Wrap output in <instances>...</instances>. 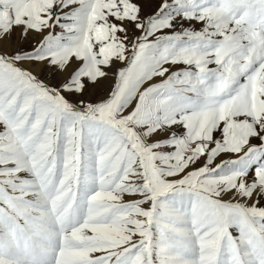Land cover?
I'll return each mask as SVG.
<instances>
[{
    "label": "snow or ice",
    "instance_id": "obj_1",
    "mask_svg": "<svg viewBox=\"0 0 264 264\" xmlns=\"http://www.w3.org/2000/svg\"><path fill=\"white\" fill-rule=\"evenodd\" d=\"M0 264H264V0H0Z\"/></svg>",
    "mask_w": 264,
    "mask_h": 264
}]
</instances>
